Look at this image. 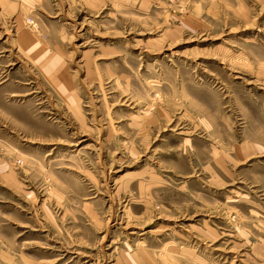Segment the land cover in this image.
Masks as SVG:
<instances>
[{"label": "rangeland", "instance_id": "obj_1", "mask_svg": "<svg viewBox=\"0 0 264 264\" xmlns=\"http://www.w3.org/2000/svg\"><path fill=\"white\" fill-rule=\"evenodd\" d=\"M0 264H264V0H0Z\"/></svg>", "mask_w": 264, "mask_h": 264}, {"label": "built area", "instance_id": "obj_2", "mask_svg": "<svg viewBox=\"0 0 264 264\" xmlns=\"http://www.w3.org/2000/svg\"><path fill=\"white\" fill-rule=\"evenodd\" d=\"M28 23H29V25H31L32 27L34 26V24H32V22H31V21H29Z\"/></svg>", "mask_w": 264, "mask_h": 264}]
</instances>
